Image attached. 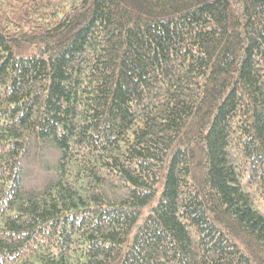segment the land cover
I'll list each match as a JSON object with an SVG mask.
<instances>
[{"label": "trees", "instance_id": "obj_1", "mask_svg": "<svg viewBox=\"0 0 264 264\" xmlns=\"http://www.w3.org/2000/svg\"><path fill=\"white\" fill-rule=\"evenodd\" d=\"M0 264H264V0H0Z\"/></svg>", "mask_w": 264, "mask_h": 264}]
</instances>
